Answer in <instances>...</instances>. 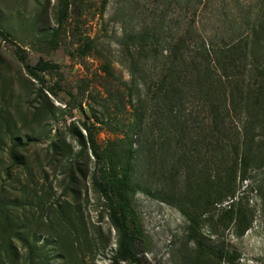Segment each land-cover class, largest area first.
I'll return each instance as SVG.
<instances>
[{
  "label": "rangeland",
  "instance_id": "1",
  "mask_svg": "<svg viewBox=\"0 0 264 264\" xmlns=\"http://www.w3.org/2000/svg\"><path fill=\"white\" fill-rule=\"evenodd\" d=\"M100 1L0 0V31L7 35L0 37V264H213L192 257L185 221L162 200L178 173L166 132L153 127V137L136 150L130 130L131 105L154 82L160 61L140 60L145 68L131 88L128 38L143 31L170 37L194 8L185 0H107L102 8ZM263 6L264 0H204L194 26L215 43H229L252 25L264 27ZM255 53L264 59L262 49ZM38 61L48 68L34 80L23 65ZM192 106L183 115L194 117ZM83 126L116 174L128 157L136 160V190L125 210L134 262L116 255L117 232L91 183L96 162ZM178 179L185 193L187 183ZM240 195L254 211L244 234L213 235L202 224V235L234 252L239 264H264V174L237 182ZM226 202L214 207L215 215Z\"/></svg>",
  "mask_w": 264,
  "mask_h": 264
},
{
  "label": "trees",
  "instance_id": "2",
  "mask_svg": "<svg viewBox=\"0 0 264 264\" xmlns=\"http://www.w3.org/2000/svg\"><path fill=\"white\" fill-rule=\"evenodd\" d=\"M106 1H100L101 8ZM185 1L194 8L190 21L170 37L143 31L128 38L131 88L145 68L140 60L158 57L160 61L154 82L145 86L138 104L131 105L135 117L131 136L137 150L144 146L146 135L153 137V127L166 132L178 173H172L169 199L162 200L172 205L185 221V237L192 244V257L201 263L239 264L234 252L202 235L201 225L206 224L213 235L218 229H231L236 237L250 227L254 211L245 196L235 193L237 182L264 174V59L259 61L255 53L259 48L264 51V27L252 25L238 40L215 43L194 26V11L204 0ZM0 37L7 40L2 31ZM83 47L88 50L90 45L85 42ZM14 55L21 61L16 47ZM23 68L38 80V72L48 65L38 61L33 66L24 64ZM103 70L108 73L105 67ZM147 101L149 109L145 106ZM191 102L192 118L183 115L186 104ZM83 129L88 150L96 162L91 183L104 201L108 220L117 232L116 255L121 261L134 262L125 210L127 196L136 190L131 172L136 160L128 157L116 174L104 163L105 156L98 155L88 129ZM155 139L160 141V136ZM155 141L151 147L156 145ZM180 175L187 183L185 193L178 190ZM175 176L177 179L173 180ZM225 201L215 215L214 207Z\"/></svg>",
  "mask_w": 264,
  "mask_h": 264
}]
</instances>
